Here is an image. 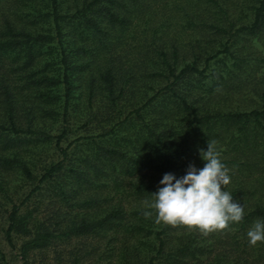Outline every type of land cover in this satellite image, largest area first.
<instances>
[{
    "label": "trees",
    "instance_id": "trees-1",
    "mask_svg": "<svg viewBox=\"0 0 264 264\" xmlns=\"http://www.w3.org/2000/svg\"><path fill=\"white\" fill-rule=\"evenodd\" d=\"M155 1L14 0L0 17V67L14 75L0 72V166L35 180L25 199L47 190L60 204L70 194L78 207L60 213L59 204L47 221L20 211L23 200L12 202L5 234L9 242L10 230L26 236L17 264H32L29 250L54 238L86 235L115 240L109 247L114 264H264V243L250 246L246 235L264 220V89L243 109L209 97L223 74L247 62L238 39L245 33L264 37V0H244L232 17L230 0H183L198 43L185 47L175 36L160 35L157 42L144 37L141 54L124 58L118 48L132 20ZM207 77L212 82L206 86ZM102 100L106 125L86 137L89 151L71 161L59 144L70 108L97 112ZM23 103L20 119L16 109ZM56 115L59 131L48 133L42 119ZM40 140H53L60 157L34 175L26 148ZM210 140L231 170L226 190L244 205L243 221L203 236L186 226L157 225L155 213L146 219L142 202L162 186L163 174L178 178L190 163L202 168L199 150ZM122 196H130L127 207Z\"/></svg>",
    "mask_w": 264,
    "mask_h": 264
},
{
    "label": "rangeland",
    "instance_id": "rangeland-1",
    "mask_svg": "<svg viewBox=\"0 0 264 264\" xmlns=\"http://www.w3.org/2000/svg\"><path fill=\"white\" fill-rule=\"evenodd\" d=\"M13 2L14 0H0V17L4 12H7V5H11ZM230 2H226V4L228 5V12H230L229 17H232L233 14L238 13V9L242 8L244 0H230ZM184 4L183 0H156L148 11L140 12V18L132 20L131 32L123 38L124 44L118 48L119 52L124 55L123 57L132 59L140 55L141 50L143 51L144 48L143 44H145L144 37L149 40L153 36L154 41L157 42L156 37L160 35L164 37L175 36L177 41H181L185 47L192 42L198 43L195 41V37L199 36L195 35L196 31L189 25V20H187L189 18L183 13L182 6ZM231 11H233L232 14ZM193 18L194 16H190L191 20ZM242 19L244 18L236 20V23L241 22ZM199 33L205 37L210 36L207 30ZM241 38L242 41L238 39V45L242 43L243 47L238 52L241 53L242 51L244 53V56L248 59L247 62L241 63L240 68H234L231 73L223 74V78L209 92L211 99L216 98L227 107H237L239 109L254 104L258 99V93L264 89V37H261V34L257 37H251L248 33H245ZM0 72L9 79L14 76L11 71H8L7 66L0 67ZM210 78L207 77L204 80L206 86L211 84L212 79ZM11 86L10 84L8 88L10 91H12ZM78 90L76 89V91ZM103 103L104 100L98 102L99 110L97 112L94 110V112L89 111L84 106L80 112L76 108L73 110L70 108L67 116L68 130L59 144L61 146L66 145L71 161L77 160L78 157L89 151L90 143H86V137L90 134L96 135L97 132L101 131L102 126L106 125L102 112L108 108ZM24 104L18 105L16 109L20 119L24 118L21 113ZM42 120L44 121V129L48 133L55 134L59 131L61 125L59 115H56L55 118L45 116ZM95 138L98 139L96 136ZM37 143L34 146L31 142L26 148V156L30 161L29 165L34 175H38L42 165L60 157L57 148L53 145V140L52 142L40 140ZM115 174L120 177L124 176V173H117V170ZM34 181L33 178L23 176L16 169H4L0 166V264H17L20 261V242L26 238V236L10 230L9 242L5 234L8 222L7 214L12 202L19 203L23 200V203L19 206L20 211L29 209L33 215L47 221H52L55 214L53 210L58 209L59 200L52 192L47 190H41L39 193L35 190L28 199L24 198L35 183ZM108 184L110 188L111 183ZM1 185L4 188L3 190ZM105 192L104 190L102 194ZM113 193L112 190H109L110 195ZM118 196L119 194H116L115 197L111 196V199L103 203L113 201ZM67 197V201H61V211H58L60 213L66 211L69 214L73 211L76 212L78 207L73 204V198L70 194H67ZM129 197H121L124 207H127L130 203L126 201ZM50 241L48 245L41 249L32 248L29 250V260L32 264H114V249L109 248L110 245L116 244L114 239L109 240V238L86 235L65 240L54 238Z\"/></svg>",
    "mask_w": 264,
    "mask_h": 264
},
{
    "label": "clouds",
    "instance_id": "clouds-1",
    "mask_svg": "<svg viewBox=\"0 0 264 264\" xmlns=\"http://www.w3.org/2000/svg\"><path fill=\"white\" fill-rule=\"evenodd\" d=\"M205 162L202 168L189 164L184 175L165 173L151 199L142 202L143 216L167 226H186L203 236L228 230L231 224L243 221L246 213L242 203L226 188L231 182L230 169L223 163L216 140L207 141L199 150ZM248 243L255 247L264 243V220L257 219L246 233Z\"/></svg>",
    "mask_w": 264,
    "mask_h": 264
}]
</instances>
